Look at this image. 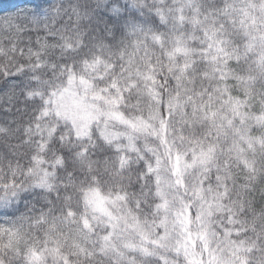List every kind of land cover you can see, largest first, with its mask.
Returning a JSON list of instances; mask_svg holds the SVG:
<instances>
[{
	"label": "clouds",
	"instance_id": "1",
	"mask_svg": "<svg viewBox=\"0 0 264 264\" xmlns=\"http://www.w3.org/2000/svg\"><path fill=\"white\" fill-rule=\"evenodd\" d=\"M0 264H264V0H0Z\"/></svg>",
	"mask_w": 264,
	"mask_h": 264
}]
</instances>
